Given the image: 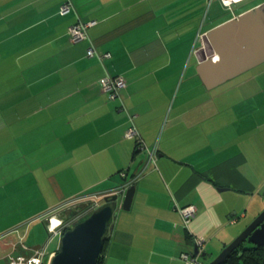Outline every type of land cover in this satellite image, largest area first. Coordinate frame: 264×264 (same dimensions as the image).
<instances>
[{
  "label": "crops",
  "instance_id": "0c3cea01",
  "mask_svg": "<svg viewBox=\"0 0 264 264\" xmlns=\"http://www.w3.org/2000/svg\"><path fill=\"white\" fill-rule=\"evenodd\" d=\"M61 1L0 0V264L26 219L65 217L143 168L128 114L158 155L119 209L103 264H186L194 243L216 251L210 261L264 209V67L206 88L197 63L213 54L208 30L264 0H72L66 14ZM77 19L96 23L71 41ZM105 75L126 80L124 108ZM189 203L185 227L177 207Z\"/></svg>",
  "mask_w": 264,
  "mask_h": 264
},
{
  "label": "water",
  "instance_id": "95a60500",
  "mask_svg": "<svg viewBox=\"0 0 264 264\" xmlns=\"http://www.w3.org/2000/svg\"><path fill=\"white\" fill-rule=\"evenodd\" d=\"M206 38L213 54L197 63V72L204 86L212 88L264 63V11L260 7L242 11L212 27L206 32ZM135 190L133 184L127 187L122 199L118 193L106 192L88 216L62 233L57 249L45 264H96L103 243L114 228L119 209L130 208ZM85 206L86 202L68 207L61 214L68 217ZM244 240L264 245V209L204 264H221ZM193 245L194 255L207 258L206 251H200L196 243Z\"/></svg>",
  "mask_w": 264,
  "mask_h": 264
},
{
  "label": "built area",
  "instance_id": "2783aa9c",
  "mask_svg": "<svg viewBox=\"0 0 264 264\" xmlns=\"http://www.w3.org/2000/svg\"><path fill=\"white\" fill-rule=\"evenodd\" d=\"M222 6L226 9H231L234 4H237L241 0H219ZM73 8V1L72 0H62L60 2L59 6V12L61 14H66L72 11ZM96 21L94 20H88V21H81L79 19L75 20L68 28L67 33L70 36L71 41H77L85 39V37H88L87 29L94 25ZM87 55L88 56H97L101 59L104 57L109 56L108 53H98L95 51L93 46H90L87 49ZM100 86L104 92L107 93V96L110 100L112 99H118L120 101L121 107L124 108L125 105L122 103V96H121V90L126 85V80H124L120 75H105L99 79ZM130 125L128 129L125 132V135L130 138L136 139L135 141V148L138 150L145 151L146 153V161L144 162L143 168L135 174L130 179H127L123 183L119 184L115 187V189L107 191V192H114L121 195V199L124 196L125 192L127 191V187L134 184V182L141 176V174L147 169L148 165L150 163H154L157 155L158 150L156 146H150L148 147L144 140L141 138V135L139 133L138 127H136L134 122V116L131 114H128ZM155 164V163H154ZM121 176H125L124 171L119 172ZM106 192H104L105 194ZM100 195V197L92 198L86 200V206L80 209H77V211L69 215L68 217L62 218L61 216L57 215L56 213L49 214L46 217L45 227L47 230V240L45 244L41 247H34L29 246L22 240L23 238H20L17 243H12V250L10 252H7L5 256V264H43L45 257H49L52 255L55 250H50L49 245L51 243H57L58 246V238L61 237L62 233L69 228L70 225H73L81 219L85 218L89 215V213L97 207L101 201L100 198L104 195ZM121 205V204H119ZM70 207H73L70 205ZM177 210L179 211L181 222L185 227H189L190 220L196 215L197 209L194 204L189 203L188 205L184 206H178ZM57 216V222L53 223L52 219ZM21 249L22 252L13 253L14 249ZM200 250V248H199ZM186 264H204L198 257V255H194L192 252H182L179 256ZM48 260V258H47Z\"/></svg>",
  "mask_w": 264,
  "mask_h": 264
},
{
  "label": "trees",
  "instance_id": "16d2710c",
  "mask_svg": "<svg viewBox=\"0 0 264 264\" xmlns=\"http://www.w3.org/2000/svg\"><path fill=\"white\" fill-rule=\"evenodd\" d=\"M108 239L103 243L102 251L97 258L96 264L104 263L105 247ZM221 264H264V245L260 246L244 240Z\"/></svg>",
  "mask_w": 264,
  "mask_h": 264
},
{
  "label": "rangeland",
  "instance_id": "374dc122",
  "mask_svg": "<svg viewBox=\"0 0 264 264\" xmlns=\"http://www.w3.org/2000/svg\"><path fill=\"white\" fill-rule=\"evenodd\" d=\"M233 6H235V5H233ZM208 16L210 18H212L211 11H210ZM217 20L214 21V20L211 19L210 22L214 23V22H217ZM259 67H261V68L264 67V63H261ZM33 207H35V204H34ZM24 210H25L24 211L25 215H27L28 212H30V209H28L27 206L25 207ZM34 210H35V208H34ZM54 213H56V212H54ZM38 218L35 217V216H32L31 218L26 219V222H25V225L28 224V226L26 227L27 228L26 237H25L24 240H26V242H28V244L33 245V247L35 246V243H38V242L42 243L44 241V239L46 238V231H45V228H43V227H45V218L44 219H43V217H38ZM35 220H37L36 223H35ZM34 227H36L37 229L34 228ZM215 250H217V249H215ZM215 252L216 251H213V253H211L210 256H212V254L214 255ZM210 256L208 258H202V260L206 263L210 259ZM46 262H47V258L45 257L43 264H45Z\"/></svg>",
  "mask_w": 264,
  "mask_h": 264
}]
</instances>
